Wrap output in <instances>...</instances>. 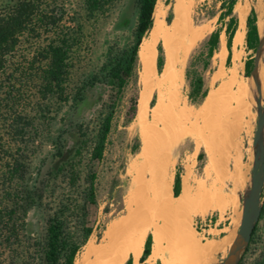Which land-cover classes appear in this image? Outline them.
Here are the masks:
<instances>
[{
	"label": "rangeland",
	"instance_id": "374dc122",
	"mask_svg": "<svg viewBox=\"0 0 264 264\" xmlns=\"http://www.w3.org/2000/svg\"><path fill=\"white\" fill-rule=\"evenodd\" d=\"M9 1L0 0V8H3L6 2ZM189 1H192L190 22L200 33V38L194 44L184 62L181 96L184 104L197 110L205 102L207 96L200 105L189 102L187 97L189 83L185 78V70L190 65L193 73L202 75L205 86L208 88V94L217 90L223 82V80L216 78L219 65L216 62L215 55H213L209 66L203 67L205 60L204 44L210 32L215 28H222L220 36H224L225 41L226 33L223 29L224 22L220 23L217 20L220 12L217 0ZM157 3L165 11V19L169 17L174 0H158ZM251 8H254L256 12L257 25L260 27L257 13L262 11V21H264V0H237L234 12L238 18V24V13L244 18L245 23L246 16ZM205 9L209 11L210 16L205 13ZM137 13L138 0H100L99 9L93 10L92 13L89 12L87 0H53L50 2L45 8V15L42 16L43 20L37 22L33 30L27 31L20 37L13 52V60L10 62L6 74L11 75L12 73L14 75V79L10 76V81L15 86L9 92L11 94L0 91V141L7 138L6 127L15 122L14 119L17 114H26L30 117L37 116V67L42 65L39 62L41 59L39 53L50 39L55 38L54 33L56 31L68 32L78 38L73 48L71 62V85L76 90L81 81L99 70L110 48L117 50L131 42ZM193 17H197L196 20ZM51 20L56 21L57 26L50 25ZM158 44L159 41H157ZM254 57L255 51L247 48L245 38L243 44L238 47H234L232 41L230 64L226 65L225 58L221 68L224 70L235 69L239 81L248 85V79L244 76V62ZM140 69L139 65L136 80L131 79L128 81L121 92L103 159L100 162L93 161L91 163L93 169L97 172V204L89 206L88 214V219L93 225V233L89 239H93L94 242L101 240L104 230L110 222L123 218L129 210L128 199L134 189L135 181L133 173H129L128 168L140 149L139 147L136 153L131 152L132 145L139 137V131L136 113L131 114L130 105L133 97L138 98L142 90ZM6 80L7 78H5ZM154 94L153 91L148 92L149 102ZM249 96L253 99L252 101L249 100ZM254 96L252 90L247 88L244 97L247 101L246 106H236L232 102V104L224 107L222 102L213 108L200 112L198 115L194 114L187 120L185 124L187 130L181 135L182 137L175 136L161 151L162 156L167 157L171 162L169 173H172L173 178L177 165L182 167L181 180L186 170L189 169L188 184L192 193L196 191L199 184L210 186L213 183L220 186L225 193L232 192V205L222 211L208 210L203 214L191 215L183 210L178 215L201 242L221 243L218 250L207 259L206 264H222L232 237L236 232V226L243 217L245 208L243 196L250 184L253 137L257 124V114L252 106L253 103L255 104ZM261 96L264 97V90L261 91ZM111 98V88L102 83H96L86 88L82 102L65 105L58 112L54 121L47 123L46 118H40L39 120L37 116L36 121H38L35 125L39 131V138L34 146V163L37 165H35L37 167L35 171H38L37 173L40 175L35 174V182L49 167L55 151L53 143L45 137L54 139L58 134H62L65 147L73 148L77 137L76 127L82 123L87 130V137L92 138L97 130L101 112L105 105L111 101ZM149 102L148 105L150 106ZM129 119H131L130 122H128ZM175 135H177V132ZM89 145H92V143L90 142ZM201 151L204 152V155L198 158V153ZM84 155L86 159L87 153L85 152ZM158 160H160L159 165H154L152 169H149L146 177L149 180L152 179L157 185L158 198L160 199L162 194L165 193V187L163 185V172L160 167L161 159ZM50 198L46 201H52ZM158 198L151 212L146 216L144 227L147 233L153 230L156 223H161V219L156 218L161 215ZM49 204L50 206L53 205L52 203ZM262 208L255 224L257 238L260 242L254 254L264 256V210L262 211ZM47 213L48 209L45 210L43 205L34 206L26 217L27 231L34 236L41 234L45 226ZM98 235H101V238H98ZM83 246L75 258L81 253ZM163 246L164 251H167L168 245L164 243ZM157 260L159 259H156L154 263ZM248 261L259 263L258 257L255 260ZM245 262L246 260L243 261V263ZM4 263L2 256H0V264ZM134 264L136 263L134 262ZM145 264H147L146 261Z\"/></svg>",
	"mask_w": 264,
	"mask_h": 264
},
{
	"label": "trees",
	"instance_id": "16d2710c",
	"mask_svg": "<svg viewBox=\"0 0 264 264\" xmlns=\"http://www.w3.org/2000/svg\"><path fill=\"white\" fill-rule=\"evenodd\" d=\"M52 1L10 0L0 8V91L11 94L9 92L15 85L10 81V76L13 79L15 77L12 73L7 75L6 72L13 60V52L20 37L43 20L45 8ZM217 1L220 8L217 20L224 22L223 29L226 33L228 66L231 61L232 41L238 26V18L234 12L237 0ZM156 3L157 0H138V13L131 42L117 50L110 48L99 70L81 81L76 90L71 85V62L78 38L68 32L56 31L55 38L50 39L39 53V62L42 65L37 67L36 78L38 118L36 115L30 117L17 114L15 122L6 127L7 138L0 141V256L4 264H74L76 254L93 233L88 214L89 206L97 204V172L91 163L103 159L121 92L128 81L136 80L138 76L139 45L152 27ZM87 4L89 12L92 13L99 9L100 0H87ZM195 11L198 12L196 9ZM205 13L210 16L207 9ZM172 15L170 12L167 22H170ZM196 18L193 17L194 20ZM56 24V21L51 20L50 25L57 26ZM245 26L246 46L255 51L258 44V25L254 8L246 16ZM221 31V27L215 28L205 41L204 68L209 66L218 49ZM156 48V68L161 71L164 51L160 42ZM244 66L245 75L248 76L253 66V58L247 59ZM185 78L189 83V102L200 105L208 94L202 75L193 73L189 65L185 70ZM96 83L109 86L112 90L111 101L101 112L96 132L89 139L84 124L77 125L73 148L65 147L62 134L54 139L45 137L53 143L55 151L49 167L35 182V174H39L35 171L37 165L34 163V146L39 138L36 118H46L47 123L54 121L65 105L82 102L86 88ZM155 96L154 94L151 98L150 106L154 104ZM137 102L138 98L133 97L130 105L132 115L137 112ZM130 121L131 119L128 122ZM90 142L92 145H89ZM139 147L140 141L137 137L131 152L136 153ZM203 155L204 152L201 151L198 158ZM181 171L182 167L177 165L172 184L174 196L181 192ZM48 198L52 201L47 202ZM49 203L53 205L50 206ZM38 204L43 205L45 210L48 209V213L43 232L34 236L27 231L26 217ZM152 243V233L148 232L139 257L141 264L150 255ZM124 264H132L131 255ZM155 264L161 263L157 260Z\"/></svg>",
	"mask_w": 264,
	"mask_h": 264
},
{
	"label": "bare ground",
	"instance_id": "6f19581e",
	"mask_svg": "<svg viewBox=\"0 0 264 264\" xmlns=\"http://www.w3.org/2000/svg\"><path fill=\"white\" fill-rule=\"evenodd\" d=\"M191 2L174 0L170 22L166 21L162 7L158 3L155 5L152 27L142 39L138 50L142 90L138 97L136 117L140 149L128 168L135 181L128 199L129 210L126 216L108 224L99 242L89 239L75 258L74 264H124L129 255H133L134 262L138 263L147 235L144 227L146 216L159 197L157 185L146 175L154 165H159V158L165 193L162 198H158L161 215L156 218L161 219V223H156L151 231L153 243L151 253L145 260L147 264H153L156 259L161 264H206L207 259L221 245L212 241L201 242L178 215L183 210L191 215L203 214L208 210L222 211L232 205V192H223L215 183L210 186L198 183V188L192 193L188 184L190 171L187 169L182 179L181 192L174 196L171 193L173 175L169 173L171 162L162 156L161 151L175 136L182 137L187 130V120L194 114L198 115L222 102L224 107L232 102L236 106H246L244 97L247 88L252 90L253 96L256 94L255 104H252L255 109L259 92L250 77H247V85L239 81L235 69L221 68L228 52L225 38L221 35L214 55L219 65L216 78L223 82L217 90L207 95L205 102L197 110L184 104L181 96L183 66L192 47L200 38V33L190 22ZM261 12L257 13L260 27L264 22ZM238 14L239 24L233 37L234 47L243 44L246 31L244 18ZM157 41L161 43L164 51L161 71L156 68ZM256 79L263 91L264 51L257 66ZM150 91L156 94L152 106L148 105L147 95ZM249 100L253 99L249 96ZM164 243L168 245L167 251H164Z\"/></svg>",
	"mask_w": 264,
	"mask_h": 264
},
{
	"label": "water",
	"instance_id": "95a60500",
	"mask_svg": "<svg viewBox=\"0 0 264 264\" xmlns=\"http://www.w3.org/2000/svg\"><path fill=\"white\" fill-rule=\"evenodd\" d=\"M264 51V22L262 27H258V44L253 58V66L248 76L255 84L259 97L256 100L257 124L253 137V162L250 176V184L244 193L245 208L241 222L236 226V232L232 237L227 250V255L223 258L222 264H238L251 233L258 221L263 205L264 187V104H262L261 85L257 81V66Z\"/></svg>",
	"mask_w": 264,
	"mask_h": 264
},
{
	"label": "flooded vegetation",
	"instance_id": "af4514ba",
	"mask_svg": "<svg viewBox=\"0 0 264 264\" xmlns=\"http://www.w3.org/2000/svg\"><path fill=\"white\" fill-rule=\"evenodd\" d=\"M257 231L255 229H253L251 236L249 238L248 244L238 262V264H256L253 262H249L248 260H255L257 257L259 259V263L258 264H264V256L260 255V254H254V252L256 253V250L258 249V243L259 238H257ZM260 255V256H259ZM245 263H243V261H245Z\"/></svg>",
	"mask_w": 264,
	"mask_h": 264
},
{
	"label": "crops",
	"instance_id": "0c3cea01",
	"mask_svg": "<svg viewBox=\"0 0 264 264\" xmlns=\"http://www.w3.org/2000/svg\"><path fill=\"white\" fill-rule=\"evenodd\" d=\"M142 253V252H141ZM132 256V264H134V257H133V255H131ZM156 263V262H155ZM154 263V264H155ZM138 264H141L139 261H138ZM143 264H145V261L143 262Z\"/></svg>",
	"mask_w": 264,
	"mask_h": 264
}]
</instances>
